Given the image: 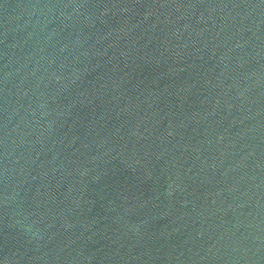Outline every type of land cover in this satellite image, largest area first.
I'll use <instances>...</instances> for the list:
<instances>
[{"label": "water", "instance_id": "1", "mask_svg": "<svg viewBox=\"0 0 264 264\" xmlns=\"http://www.w3.org/2000/svg\"><path fill=\"white\" fill-rule=\"evenodd\" d=\"M0 264H264V0H0Z\"/></svg>", "mask_w": 264, "mask_h": 264}]
</instances>
